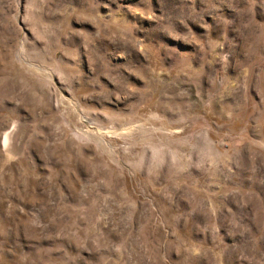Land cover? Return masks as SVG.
<instances>
[{
	"label": "rangeland",
	"instance_id": "374dc122",
	"mask_svg": "<svg viewBox=\"0 0 264 264\" xmlns=\"http://www.w3.org/2000/svg\"><path fill=\"white\" fill-rule=\"evenodd\" d=\"M0 264H264V0H0Z\"/></svg>",
	"mask_w": 264,
	"mask_h": 264
},
{
	"label": "bare ground",
	"instance_id": "6f19581e",
	"mask_svg": "<svg viewBox=\"0 0 264 264\" xmlns=\"http://www.w3.org/2000/svg\"><path fill=\"white\" fill-rule=\"evenodd\" d=\"M3 138V137H2ZM4 139V138H3ZM6 140H7V137L5 136V142H6ZM3 141V140H2ZM3 145V144H2Z\"/></svg>",
	"mask_w": 264,
	"mask_h": 264
}]
</instances>
